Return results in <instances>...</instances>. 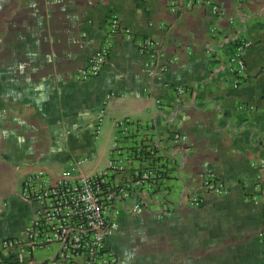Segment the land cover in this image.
Wrapping results in <instances>:
<instances>
[{
  "label": "crops",
  "instance_id": "0c3cea01",
  "mask_svg": "<svg viewBox=\"0 0 264 264\" xmlns=\"http://www.w3.org/2000/svg\"><path fill=\"white\" fill-rule=\"evenodd\" d=\"M171 1L0 0V241L22 234L29 173L77 161L97 172L114 147L151 145L170 161V211L150 195L149 210L122 212L109 240L119 264H264V213L253 201L264 180V0H202L177 14ZM113 15L108 62L76 81ZM237 36L250 42L238 88L228 71ZM146 38L159 42L154 60L140 51ZM120 119L133 131L119 133ZM208 172L226 193H202Z\"/></svg>",
  "mask_w": 264,
  "mask_h": 264
},
{
  "label": "built area",
  "instance_id": "2783aa9c",
  "mask_svg": "<svg viewBox=\"0 0 264 264\" xmlns=\"http://www.w3.org/2000/svg\"><path fill=\"white\" fill-rule=\"evenodd\" d=\"M181 1H171L172 12L177 14L193 8L202 0H184L182 4ZM207 3L214 14H224L218 5ZM107 27L102 45L76 70V81L99 76L108 62L120 29L116 15L111 17ZM237 37L228 68L236 78L233 80L236 88L240 85L239 75L246 69L244 51L250 45L249 41ZM158 46L159 42L151 38L141 40L139 44L140 51L151 60L155 59ZM115 126L121 134L133 131L128 119L117 120ZM185 138L180 132L172 135L176 144L185 143ZM113 150L117 156H110L108 165L97 172L81 171L83 161H77L66 164L68 170L37 169L22 180L20 197L29 204L30 214L21 235L1 239L0 264L4 258L15 264L120 263L117 250L109 240L120 229L122 212L141 214L149 210L150 195L162 213L169 212L168 197L162 186L172 168L169 158L159 156L151 145L137 146V150L132 149L129 153L121 146ZM202 184V193L216 195L226 193L228 186L215 172L203 174ZM253 191L256 194L253 201L264 213V180H260ZM195 201L199 202L200 197ZM259 237L264 243V224ZM38 251L44 253L36 258Z\"/></svg>",
  "mask_w": 264,
  "mask_h": 264
}]
</instances>
